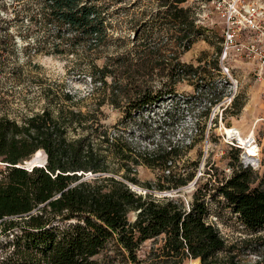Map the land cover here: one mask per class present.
<instances>
[{"label": "trees", "instance_id": "obj_1", "mask_svg": "<svg viewBox=\"0 0 264 264\" xmlns=\"http://www.w3.org/2000/svg\"><path fill=\"white\" fill-rule=\"evenodd\" d=\"M155 1L151 30H171L179 54L204 36L187 0ZM109 7L108 0H0V28L20 24L18 35L30 38L34 54L74 56L80 48L93 53L114 40ZM7 33L13 41V34ZM149 38L151 34L102 65L92 59L95 72L90 75L104 98L87 110L76 107L75 94L63 86H43L39 79L44 101L40 109L20 118L0 114V264H182L187 259L243 264L249 255L257 257L255 264H264V169L245 166L242 150L229 145L231 173L207 163L198 176L200 159L192 161V170L179 166L181 152L191 144L169 140L141 150L127 132L135 112L172 93L175 83L197 74L206 79L211 66L221 69L218 56L195 67L175 54L167 62L179 76L169 82L168 90L139 83L131 71L145 67L153 45L147 43ZM155 61V67L161 66ZM223 97L218 93L214 104ZM106 104L120 109L123 117L105 123ZM41 150L46 164L24 166ZM139 166L158 171L157 179L141 183ZM194 179L189 199L156 194L179 190ZM130 183L147 191L138 193ZM211 202L230 211L242 227L240 235L229 240L222 234L210 218ZM150 240V250L142 254Z\"/></svg>", "mask_w": 264, "mask_h": 264}, {"label": "rangeland", "instance_id": "obj_2", "mask_svg": "<svg viewBox=\"0 0 264 264\" xmlns=\"http://www.w3.org/2000/svg\"><path fill=\"white\" fill-rule=\"evenodd\" d=\"M108 1L113 25L110 35L114 40L107 46L94 50L93 53H84L80 48L79 54L74 56L34 54L33 48L28 45L32 42L29 41L30 38L23 39L18 35L21 30L20 24L11 26L8 30L4 27L0 28V97L3 100L0 104V114L8 112L11 116L20 118L24 112L40 109L44 101L40 98L43 93L38 86L39 83L54 88L63 86L65 92L70 91L75 94L76 107L80 105L82 110H87L104 98L103 89L95 88L90 75L95 72L91 65L92 59L98 65H102L105 61H109L110 56L116 58L125 54L127 50L134 48V44H141L140 41L151 34L152 38L146 41L152 42L153 45L150 47L151 53L146 57L145 67L139 69L134 67L131 71L139 83L156 88L162 85L168 90L169 88L166 87L172 84L173 78L179 76L178 71L171 72L172 65H168L167 62L175 54H178L181 62L195 67L205 63L201 60L206 58L211 60L218 56L221 69L219 71L212 66L209 67L210 76L206 79H202L198 74L191 79H181L173 86L172 93H164L155 104L135 112L126 126L134 144L141 150H153L159 145L164 146L169 140L181 146L191 144L189 149L184 148L181 152L179 166L185 167V169L181 168L182 170H192V161L200 159L198 176L208 168L205 166L207 163L210 166L214 164L226 174H230L231 167L228 163L231 148L225 141L223 129L233 127L240 129L243 135L251 132L255 134L261 151L254 168L262 171L264 169V86L257 79L254 64L230 57L222 65L220 61L222 23L214 8V0H187L186 4L195 9L196 24L205 29V34L198 38L188 51L181 54H179L181 48L171 37V30H162L159 27H153L154 29L151 30L152 21L149 20L157 8L155 0ZM9 14L12 15L11 12ZM146 21L149 23L145 26L143 22ZM25 28L23 26L22 30ZM7 32L13 34V41L7 38ZM154 45L157 47L156 52H152L156 49ZM156 58L159 59L161 66L155 67ZM28 60H32L33 63H29ZM34 63L41 68L35 69ZM39 79L41 82L38 83ZM108 80L110 82L111 78ZM220 92L224 97L214 104V97ZM240 107L241 110L238 112ZM102 109L105 113L102 117L105 123L113 124L123 117L120 109L109 104L104 105ZM242 154L243 152L241 158ZM45 161V152L41 150L30 160L25 161L24 166L31 168L35 165H44ZM3 168L4 165L0 161V170ZM157 175L158 171L149 167H138L137 177L141 183L154 182ZM195 183L196 179L179 190L165 192L167 195H182L185 199H189ZM130 186L139 193L147 191L139 184L130 183ZM156 194L164 196L163 192L156 191ZM211 210V220L217 221L222 234L227 239L231 240L242 233V227L226 207L211 202ZM130 219H135V213H130ZM152 242L150 240L144 244L142 254L150 250ZM256 258L255 255L246 256L243 264H255ZM182 264L201 263L199 259H187Z\"/></svg>", "mask_w": 264, "mask_h": 264}, {"label": "built area", "instance_id": "obj_3", "mask_svg": "<svg viewBox=\"0 0 264 264\" xmlns=\"http://www.w3.org/2000/svg\"><path fill=\"white\" fill-rule=\"evenodd\" d=\"M214 8L222 23V65L230 57L248 61L256 66L257 79L264 86V0H214ZM232 133V136L223 134L225 141L242 150L245 166L255 167V163L246 159L248 147L261 151L255 134L243 135L236 129Z\"/></svg>", "mask_w": 264, "mask_h": 264}, {"label": "bare ground", "instance_id": "obj_4", "mask_svg": "<svg viewBox=\"0 0 264 264\" xmlns=\"http://www.w3.org/2000/svg\"><path fill=\"white\" fill-rule=\"evenodd\" d=\"M233 129H236L238 131H240V129H237V128H224L223 131L224 133H228L229 136H232L233 133H232V130ZM251 134H253V132H251ZM246 155H249L248 158H246L247 160L253 162V163H256L258 160V156H259V152L257 151V149L254 147V146H251V147H248V150L246 151Z\"/></svg>", "mask_w": 264, "mask_h": 264}, {"label": "water", "instance_id": "obj_5", "mask_svg": "<svg viewBox=\"0 0 264 264\" xmlns=\"http://www.w3.org/2000/svg\"><path fill=\"white\" fill-rule=\"evenodd\" d=\"M46 155V154H45ZM46 162H47V155H46V161H45V164H46ZM249 162V161H248ZM38 166H42V165H38ZM132 187V186H131ZM132 189L134 190V191H136L133 187H132ZM139 193V192H138ZM163 194L164 195H167V192H163Z\"/></svg>", "mask_w": 264, "mask_h": 264}]
</instances>
